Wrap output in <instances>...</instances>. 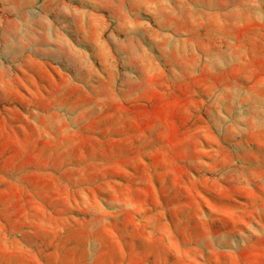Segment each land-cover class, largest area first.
Here are the masks:
<instances>
[{"label":"rangeland","instance_id":"374dc122","mask_svg":"<svg viewBox=\"0 0 264 264\" xmlns=\"http://www.w3.org/2000/svg\"><path fill=\"white\" fill-rule=\"evenodd\" d=\"M0 264H264V0H0Z\"/></svg>","mask_w":264,"mask_h":264}]
</instances>
